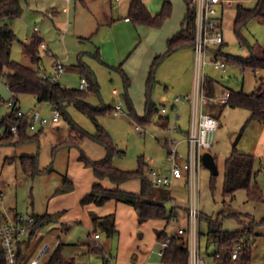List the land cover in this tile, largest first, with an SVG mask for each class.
I'll use <instances>...</instances> for the list:
<instances>
[{
	"label": "rangeland",
	"instance_id": "1",
	"mask_svg": "<svg viewBox=\"0 0 264 264\" xmlns=\"http://www.w3.org/2000/svg\"><path fill=\"white\" fill-rule=\"evenodd\" d=\"M89 1L92 7L97 6V3L94 5L96 0ZM111 1L116 8L118 2L106 0L107 4ZM171 1L173 4L171 16L165 20L162 26L154 27L159 28V35L156 36L155 40L157 42L164 37V32L168 28L172 29L175 34L180 31L185 19L186 1ZM255 1H245L243 4L252 7ZM53 2V0H22L23 14L18 18L6 19L17 35L11 46V58L22 64L33 66L30 56L24 53L23 43L29 42L32 36L37 33L48 47L41 49L42 72L52 71L55 59L52 62L51 55L55 53L58 59L66 65L59 81L69 87H79L82 76L79 64H85L95 74L99 85L98 92L90 93L87 101L94 106H105L108 111L99 115L97 121H94L74 104H69L66 106L65 112L61 113L59 121L45 126L37 140L18 145L0 144V225L13 221L16 216L28 220L30 217L38 218L48 213L47 209L52 195L65 186L64 180L68 176L69 170L73 168L74 160H78V152H80L78 147H59L55 150L56 145L71 135L74 127H79L90 133L97 131V124L104 127L112 136L117 148L124 152L113 157V165L125 170L135 169L138 166V159L142 155L145 158H153L155 165L167 164L166 140L174 138L181 141L183 138V131L181 130L171 133L170 128L175 119L170 111L168 113L170 114L168 127L162 126L156 115L151 122L139 125L145 129V134H141V131L136 128L138 122L129 114L125 94L128 92L137 114L143 117L146 106L145 81L134 71L129 72L124 65L126 60L121 65L122 71L119 67L120 64L112 65L99 58L97 44L100 37L98 34L95 37L90 35L93 29L98 28V25L95 26L92 23L90 26L91 13L80 0H73L71 24H68L65 11H60L59 18L56 15L58 27L53 20L55 16L51 13L52 7H55ZM163 3L164 0H151L152 9L158 6L156 8V13H158L162 9ZM148 8L151 11V7L148 6ZM236 13L237 7L225 10L222 24L225 44L222 46V52L225 55L235 57H247L253 52L256 55L264 54V18L253 17L248 20L241 28V36H239L234 28ZM61 17L65 22L60 21ZM115 17L118 18L117 14ZM80 25L84 26V36H79L76 32V28ZM141 26L147 28L145 25ZM36 28L37 32H35ZM103 32H105L104 27L99 34H103ZM142 33L131 48V52L134 49L133 55L136 52L137 55H140V52H143L148 45L154 42L149 41L150 35L147 31H142ZM167 41L163 40L164 50L155 53V56L166 52ZM179 53H182L187 61L190 58L193 59L194 67V50L191 45H185L162 57L156 67L152 93V98L158 106H162L160 101L162 94L167 95L169 99H175L177 96L191 94L194 90V84L187 93L186 90L184 93L181 92L182 88L176 86L177 74L173 64ZM155 56L149 61L148 70ZM207 71L208 75L221 85L217 88L218 92L230 89L252 92L264 84V67L258 68L256 71L252 68L243 71L233 64H229L226 71L211 66L208 67ZM123 72L128 77V86H126ZM166 86L168 87L166 88ZM0 96L2 98L0 101L1 120L10 110L6 101L12 97L3 77H0ZM118 102L124 105L125 114L115 115L113 113L112 108ZM18 106L24 112L38 109L43 116L49 117L51 114V102H40L36 96L29 93L19 95ZM212 108L215 116L219 117L221 125L217 131L210 133L213 146L206 148V150L211 151L216 156L219 173L213 174L206 166H203L199 173L198 204L201 212L202 249L210 254L217 249L216 244L208 243L207 218L219 219L222 228L229 231L247 229L252 221L253 228L249 227L251 230L246 233L247 240L251 243L252 264H264V144L257 147L264 123L253 120L248 122L250 116L248 109L234 108L228 105L223 107L220 104L212 105ZM181 111L182 117L177 121L182 130H186L189 126V108L183 107ZM39 129L30 132H38ZM235 142H237L238 151L256 155L254 169L257 174L253 179V185L259 188L261 197L250 198L248 190L241 188L236 191L234 199L226 205L223 196L224 167L225 160L232 153ZM80 147L94 160L103 159L107 155L106 148L90 137H85L81 141ZM184 147L185 144L182 143L180 150L182 151ZM25 155L38 157L40 170L37 173L31 174L25 171L21 163V157ZM213 182L214 184H212ZM166 189L161 190L166 192L168 190L176 197V200L171 199L166 202L167 208L177 205L184 210V207L189 206L190 194L188 188L184 186V180H179L171 188ZM231 213L240 214L241 221L239 216L231 215ZM58 217L59 213H55L51 218L53 220ZM181 227L189 228L188 219L172 220L166 231L172 235L178 232ZM96 228V231L103 232V227L99 224H96ZM47 230L44 225L41 226L33 238H30V228L21 234L20 246L24 254L23 263L27 258L38 257L44 246L48 245L50 250L40 256V264H49L50 255L56 248V240L59 238L62 243L63 255L67 260L73 258L76 264H103L102 253L91 250V247L94 246L93 236H90V231L82 223H70L68 227L60 226L59 237H55ZM102 234L104 240L111 239L106 234ZM115 246L114 250L107 247L106 252L111 250L115 253ZM160 247L161 245L158 243L146 264H161V255L158 253ZM80 250L83 251L82 254H80ZM138 252L134 251V255L132 254V261L135 264L138 262ZM209 264L215 263L209 259Z\"/></svg>",
	"mask_w": 264,
	"mask_h": 264
},
{
	"label": "trees",
	"instance_id": "2",
	"mask_svg": "<svg viewBox=\"0 0 264 264\" xmlns=\"http://www.w3.org/2000/svg\"><path fill=\"white\" fill-rule=\"evenodd\" d=\"M187 4V13L182 23L180 31L170 37L167 41V50L165 53L158 54L154 57L148 77L146 80V106L145 115L141 117L137 114L133 101L128 92L125 94L128 111L132 118L137 121V125H145L158 116V121L164 127L169 126L168 116L162 112V106L153 100V85L155 83L156 67L166 54L173 52L185 45L193 47L195 32L194 26V11L192 0H185ZM237 13L234 21L235 31L241 36V28L253 17L264 18V0H256L254 6L237 3ZM24 8L22 0H0V77L6 81L12 95L17 97L23 93L33 94L40 102L49 101L56 103L60 108L61 113L65 112V108L69 104H74L78 109L84 111L91 119L97 121V117L108 111L105 106H94L87 101V97L92 92H98L99 85L95 74L83 63L79 64L82 76H85L89 81L88 89H80L79 87H69L62 84L60 81L53 82L45 78L42 72V55L41 43L43 38L37 33L34 34L29 42L23 43L24 52L30 56L33 66H28L15 61L11 58V46L17 35L9 22L6 19L18 18L23 14ZM173 11L171 0H164L162 9L153 14L142 0H131L129 7L128 18L136 24H146L153 27H160L165 20L169 18ZM225 41L218 47L214 48V52L224 58L227 63L239 64L243 69L252 68L256 71L258 68L264 67V54L256 55L252 53L250 56H230L222 52V46ZM264 50V49H263ZM264 53V51H263ZM99 56V54H98ZM100 58V57H99ZM120 69L121 65L119 66ZM124 77L126 86H128V77L125 72ZM216 80L212 77H207V88L210 93L215 91ZM230 98L228 103L223 106L242 107L250 111L248 122L258 121L264 123V84L257 90L245 92L244 90H230ZM0 96V101H1ZM111 109V108H110ZM114 111V107L112 108ZM18 124L17 132L12 131V126ZM30 120L28 117H19L16 108H10L3 119L0 120V144L18 145L24 142L34 141L39 138L40 128L38 132H30ZM74 127V126H73ZM85 137H90L103 145L107 150V155L100 160L91 159L87 153L80 147L81 141ZM165 146L169 152V141L166 140ZM62 147H78L80 149L79 160L83 161L85 166L91 167L94 174L98 178H109L115 183H123L132 179L141 180V191L139 193L129 192L121 189H109L101 183H95L92 190L86 194L81 203L103 204L111 198L118 201L131 204L135 207L139 214L140 222L147 219H164L169 224L176 219L178 210L176 205L167 208L166 202L173 199V196L168 192L166 187H156L149 180L147 170L150 167L149 162L142 155L138 159V166L132 170L120 169L113 165V157L116 154L124 153L117 148L115 141L110 133L97 124V131L90 133L79 127H74L71 135L62 140L56 145L55 150ZM256 155L243 153L238 151L237 142L234 143L232 153L225 160L224 167V183L223 196L224 203L227 205L235 197L238 189H247L250 198H260V191L257 186L253 185V179L257 172L254 169ZM21 163L25 171L34 174L39 169L38 157L36 155H25L21 157ZM65 186L61 187L56 193H64L72 190L73 183L66 177L64 180ZM214 184V182L212 183ZM160 191L155 194V189ZM161 189H166L163 191ZM156 195V196H155ZM188 214V207L185 208ZM231 215L240 214L231 213ZM52 214L45 213L38 218L34 217V221L30 224V238H33L37 230L44 224L52 220ZM208 219V243H214L217 246L216 251L208 253L210 259L215 264H252L251 243L247 240V231L253 228V222L245 229L229 231L222 228L219 219ZM239 220L241 218L239 216ZM95 224L103 227L104 232L108 236H113L117 233L115 214H107L105 216H93ZM243 222V221H242ZM158 242L168 241V245L161 254V264H190L189 258V240L187 232L180 234L179 231L170 235L166 229L157 230ZM21 240H18V263L22 261L24 254L20 246ZM240 243L242 247L239 249V257L234 259L232 252L234 246ZM91 250L102 253L103 264H110L112 257L105 254L102 247H91ZM0 264H9L7 261L6 251L3 244L0 242ZM49 264H75V259H66L62 252V244L56 245L52 251Z\"/></svg>",
	"mask_w": 264,
	"mask_h": 264
},
{
	"label": "crops",
	"instance_id": "3",
	"mask_svg": "<svg viewBox=\"0 0 264 264\" xmlns=\"http://www.w3.org/2000/svg\"><path fill=\"white\" fill-rule=\"evenodd\" d=\"M53 1L55 7H52L51 13L55 16L54 17L55 19L53 20H55L57 24L56 26L57 27L59 26L58 19L56 21V15L59 18L60 11L62 10L65 11V16H67L68 18V24L69 23L71 24V11H72L73 0H53ZM80 1L82 4H84V7H86V9L88 7V10L91 13V19L89 22L90 26L92 25V23H94L95 26L98 25V28L96 30L93 29L90 35L95 37L98 34V36L100 37L99 42L97 44V53L99 54L101 60L106 63H110L112 65H117V64L122 65L124 60H126L124 65L129 70V72L131 73L134 71L135 74L137 75L139 74L141 78H143V81H145L146 83L149 73V70L147 69L149 61H151L153 56H155V53L164 50L163 49L164 45L162 44V42L163 40L167 41L171 36H173V34H175L173 33L172 29L170 28L166 29L164 32V37L160 38L159 42H157L155 40H156V36L159 35V28H154L153 26L146 24H136L132 21V19L129 20L126 19L129 15V7L131 0H116L118 2L116 3V6L118 7V8L116 7L117 9L114 8L112 1L107 4L106 0H96L94 5L97 3V6L95 8L90 5L89 0H80ZM142 1L146 4L147 7L148 6L151 7V11L153 12V14L156 13V8H158V6L155 8L153 7L152 9L151 0H142ZM232 7H235V5L229 7L227 6L223 9L220 18L221 25L223 24V16L225 10L227 8H232ZM118 10H119V15H118ZM115 14H117L118 18L115 17ZM60 21L65 22L62 17ZM141 25H145L147 26V28L142 27ZM102 27L105 28V32H103V34L102 33L99 34ZM83 28H84L83 25H80L76 28V32H78L79 36H84ZM142 31L143 32L147 31L150 35L148 37L149 41L152 42L154 41V42L148 45L143 52H140L139 53L140 55H137V52L134 53L133 55L134 49L131 52V48H133L135 42H137L140 35L143 34ZM154 43H156V45H154ZM182 55H183L182 53L181 54L179 53L178 56H176V58L174 59L173 66L177 74L176 86L182 88L180 90L181 92L184 93V91L186 90L185 92L187 93L194 84L193 59L190 58L187 61L185 56ZM51 57H52V62L54 59L58 58L55 53L52 54ZM229 64H233L234 66L242 69L243 71L245 70L239 64L236 63H229ZM215 86L216 88H218V86L221 87V85H219L217 81L215 83ZM167 87L168 86H166V88ZM132 94L134 95L133 91ZM160 96H161L160 98L161 105L165 104L168 108L166 115L168 116L170 122V114L168 113L170 111L173 114L172 108L175 104V99H169L167 95H163V94ZM178 106H179L178 108H180L179 109L180 116L178 120H180V118L182 117V113H181L182 108L183 107L189 108L188 129L182 130L181 125L178 124V121H176L178 124V128L174 131V132L176 131L179 132L180 130L183 131V138L181 141H179L180 142L179 148L180 145L184 143L185 147L182 150V152H186L188 145L186 141V137L190 127L191 103L183 102L180 103ZM234 108H238V107H234ZM217 118L219 120V117ZM260 144H264V126L263 129L261 130L259 141L257 142V147ZM212 146L213 143L211 144L210 147ZM78 153L80 155V152ZM74 161L75 162H73V168L69 170V173L67 174L68 175L67 177L73 183L72 190L66 191L64 193H56L52 195L50 199L47 212L52 215L55 213H59V217L44 224V227L48 229L47 232H50L55 237H59L60 226L68 227L70 223H76V222L82 223L85 226V228L90 231V236L91 235L93 236V245H94L93 247H96L95 246L96 243H100L102 245L105 254L112 257L110 264H135L132 261V254L134 251H139L138 262L136 264H146L149 261L151 253L155 251L154 249L156 245L159 243L157 230L166 229L167 226L169 225L166 220L151 218L143 222H140L139 214L133 205L125 203L123 201H118L115 198H111L103 204H96L92 202L83 205L81 203L82 198L92 190L93 185L97 182L101 183L104 187L109 189H121L129 192L139 193L141 191V180L132 179L118 184L113 182L111 179L107 177L100 179L94 174L93 169L91 167L85 166L84 162L79 160V156H78V160H74ZM184 186L187 188L185 183ZM159 191L160 190L158 188L155 189V194L157 195ZM169 193L173 196V199L176 200V197L171 192ZM179 207L180 206L177 207L178 216L176 220L181 218L185 220L188 219L187 210L185 209L186 207H184V210ZM111 213L115 214L117 233L113 236H108L104 232V230L103 232L101 231L99 232L98 230L96 231L97 228L95 222L93 221V216L94 215L105 216ZM96 232L100 233V237L98 239H96L94 236ZM102 233L106 234L107 237L111 239L104 240ZM114 239H116L115 243H114ZM59 243H61V241H59V238H57L56 244L58 245ZM114 246H115V253L111 251L114 250ZM107 247L111 248V250L108 253L106 252ZM48 250H50V246L45 245L38 257L27 258L24 263L23 261H21L18 264H22V263L30 264V262L35 259L38 260V264H40V256H42L44 252H47ZM82 253L83 251L80 250V254Z\"/></svg>",
	"mask_w": 264,
	"mask_h": 264
},
{
	"label": "built area",
	"instance_id": "4",
	"mask_svg": "<svg viewBox=\"0 0 264 264\" xmlns=\"http://www.w3.org/2000/svg\"><path fill=\"white\" fill-rule=\"evenodd\" d=\"M252 0H192L194 11L195 32L193 35L194 44V90L191 94L177 96L175 104L172 108L174 115V123L170 128L171 132L178 128L177 120L180 116L178 105L183 102L191 103L190 127L187 133V151L182 152L179 148L180 142L174 138L168 139L169 152L167 156L168 163L165 165H155L153 158H146L150 167L147 170L149 180L156 187L171 188L175 182L184 180L190 194V202L188 206L189 228H179V233L187 232L189 240V258L190 264H209L210 255L203 251L201 245L200 222L201 212L198 204L199 194V173L204 166L202 162V154L206 148L210 147L212 141L210 133L219 128L220 121L215 116L212 105H224L228 103L230 98V90L217 91L215 86L214 93H210L207 88L208 67L227 69V61L214 52V48L222 44L225 40L223 27L220 23L222 11L225 7L234 6L237 3H243ZM129 20V18H126ZM37 32V28L35 29ZM42 49H47L46 43H41ZM65 71L64 62L56 58L52 65L51 72H44L46 79L57 82L60 80ZM89 81L85 76H81L79 88L88 89ZM18 99L14 95L6 101L8 108H16L19 117H28L30 120V130L44 128L45 126L56 122L60 119L61 111L56 103H51V114L49 117L43 116L40 110L31 109L24 112L18 106ZM168 108L164 104L162 112L167 113ZM113 113L121 115L126 113V109L121 102L114 106ZM136 128L145 134V129L137 125ZM12 131L17 132L18 124L12 126ZM34 221V217L24 220L22 217H15L13 221L0 225V242L3 244L7 261L9 264H18V240ZM95 238L100 237V233H95ZM168 245V241L161 243V255ZM97 247H102L100 243H96ZM242 247L240 243L234 246L232 257H239V249ZM30 264H38V260H32Z\"/></svg>",
	"mask_w": 264,
	"mask_h": 264
},
{
	"label": "water",
	"instance_id": "5",
	"mask_svg": "<svg viewBox=\"0 0 264 264\" xmlns=\"http://www.w3.org/2000/svg\"><path fill=\"white\" fill-rule=\"evenodd\" d=\"M202 162H203V165L209 168L213 174L219 173V167H218L216 158L212 152L206 150L202 154Z\"/></svg>",
	"mask_w": 264,
	"mask_h": 264
}]
</instances>
